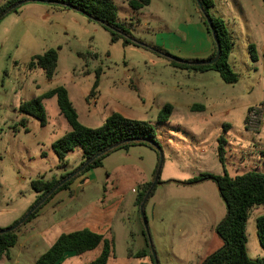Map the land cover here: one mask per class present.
<instances>
[{"label": "rangeland", "instance_id": "obj_1", "mask_svg": "<svg viewBox=\"0 0 264 264\" xmlns=\"http://www.w3.org/2000/svg\"><path fill=\"white\" fill-rule=\"evenodd\" d=\"M8 1L0 0V6ZM113 1L118 22L148 48L113 44L99 22L42 2L25 3L0 22V229L17 224L40 203L33 181L74 175L82 162V152L75 150L64 167L53 149L70 131L57 99L43 101L45 126L21 113L23 103L64 87L84 126L98 128L113 113L148 121L160 150L117 151L102 168L81 175L21 227L8 264H35L60 235L85 228L113 241L107 264H200L223 245L216 227L227 208L213 181L185 182L203 174L234 178L264 172V0H213L210 13L226 22L234 42L229 62L239 81L233 85L214 71L175 70L164 54L179 57L176 49L186 51L194 36L205 45L200 30L191 27L202 21L193 0H151L138 11L129 0ZM51 49L58 53L53 79L41 69L27 71L34 56ZM166 104L175 109L160 124ZM194 105L204 110H192ZM250 109L260 110V117L246 120ZM161 162L157 188L140 206L138 195L154 182ZM93 215L112 219L111 228L90 225ZM260 216L264 206L251 211L247 224V252L254 261L264 258ZM101 251L102 246L61 264H89Z\"/></svg>", "mask_w": 264, "mask_h": 264}, {"label": "trees", "instance_id": "obj_2", "mask_svg": "<svg viewBox=\"0 0 264 264\" xmlns=\"http://www.w3.org/2000/svg\"><path fill=\"white\" fill-rule=\"evenodd\" d=\"M194 3L199 8L196 0ZM28 2H42L45 4L76 10L91 21L99 22L111 36V42L127 46L143 47L140 40H137L127 29L126 24L118 22L117 10L113 0H9L0 6V22L10 13L17 12L19 8ZM202 5L200 10L201 19L205 24L209 34L211 31L207 25L206 18L212 24L217 43L221 46V53L218 61L213 65H199L197 63L212 60L217 53V46L213 40L214 52L206 59L184 60L178 57H172L164 53L169 58L172 68L188 73H206L214 71L218 73L226 84H236L239 81V75L236 74L230 66V56L234 50V42L231 33L228 30L226 22L212 15L210 10L214 7L213 0H199ZM21 3H23L21 5ZM151 0H129L128 5L135 11L149 6ZM16 6V7H15ZM200 9V8H199ZM79 57L86 58L84 54ZM58 67V53L56 50H49L41 55L34 56L27 65V71L33 72L41 69L48 80L54 78ZM102 70L96 71V81L93 86L92 95H95L99 87ZM56 98L61 114L67 120L70 131L53 144V149L58 157L60 164L67 166V157L69 153L80 150L82 152V162L79 168L87 162L93 160L82 172L76 173L74 177L67 180L73 172H67L59 179L53 178L49 181L38 179L32 182V189L41 194V201L55 186L60 182L67 180L59 187L42 205H40L27 220L16 230L0 233V261L10 259L11 249L16 246L19 239V231L37 217L38 212L49 203L59 192L70 190V185L84 173L102 168L104 160L117 151H129L136 146H146L152 150H160L157 143L155 128L148 121L128 119L121 114L113 113L102 126L98 128H89L81 124L77 111L71 102L68 91L64 87H57L37 98L23 103L20 107L21 113L38 119L42 126H45L46 112L43 101ZM192 110H204L203 106L194 105ZM252 109L249 110V113ZM174 112L171 104H166L160 111L157 122L165 124L169 122ZM248 120V118L246 119ZM25 119L22 124L25 125ZM28 133V129L25 130ZM219 160L224 164V152L220 147ZM156 172L154 173V176ZM204 181H213L219 190L227 212L224 219L216 227V234L222 240V247L206 257L200 264H264V258L258 260L250 259L247 252L248 236L247 224L251 211L258 206H264V172L250 171L241 176L230 177L227 173L223 176L212 174H203L185 182L186 184H197ZM148 183L143 187V191L138 195V204L141 206L145 197L152 187ZM157 186L153 188L150 196H153ZM14 226V225H13ZM12 226V227H13ZM257 236L261 247L264 249V216L256 220ZM11 228V227H9ZM7 228V229H9ZM4 229V230H7ZM0 231H3L0 229ZM102 246V251L98 258L89 264H107L108 260L114 254L113 241L105 238L100 233L89 229H83L68 234H62L58 237L50 249L43 254L35 264H60L67 254L83 256Z\"/></svg>", "mask_w": 264, "mask_h": 264}, {"label": "crops", "instance_id": "obj_3", "mask_svg": "<svg viewBox=\"0 0 264 264\" xmlns=\"http://www.w3.org/2000/svg\"><path fill=\"white\" fill-rule=\"evenodd\" d=\"M191 27H194L195 30L196 29L200 30V32L203 35L204 44L205 45L203 47H201V45L197 41L194 40V38L196 37V36H194L193 39L191 40L192 42L190 43V45L187 46L188 48L186 49V51H182V49H176V51H178V52L181 53L178 58L184 59V60H192V59H206V58L210 57L213 54V52H214V44H213V38L209 34V32H208L205 24L203 23V21H201L200 24H194ZM186 41H187V39H186ZM208 73H210V71L209 72H206V74H208ZM201 74H205V73H201ZM88 173H91L92 174V170L89 171ZM146 184H148V183H146ZM73 186H74V184H71L70 185V189ZM117 192H118V189H117ZM117 192L115 193L116 195H117ZM112 221H113L112 219H110L108 221V218L106 219L104 216H98V217H96L95 215L91 216V218L89 219L90 225L92 224V225H94L97 228H102L103 226H107V225L110 226V228H111ZM89 222H88V224H89ZM89 230H91V229H89ZM91 231H93V230H91ZM93 232H96V231H93ZM19 239H18V241H19ZM72 257H77V256H75L73 254H67L66 257H65V259L66 258H72ZM9 262H10V260L3 259V260L0 261V264H8Z\"/></svg>", "mask_w": 264, "mask_h": 264}, {"label": "water", "instance_id": "obj_4", "mask_svg": "<svg viewBox=\"0 0 264 264\" xmlns=\"http://www.w3.org/2000/svg\"><path fill=\"white\" fill-rule=\"evenodd\" d=\"M197 1V3H198V5H199V8H200V10H203L202 9V5L200 4V2H199V0H196ZM23 3H21V5H22ZM16 7V6H15ZM1 19V18H0ZM206 22H207V25H208V27H209V29H210V31H211V34H212V38H213V40H214V42L216 43V46H217V53H216V56L212 59V60H210V61H206V62H200V63H197V64H199V65H213V64H215L217 61H218V59H219V57H220V53H221V46H220V44L219 43H217V40H216V36H215V33H214V30H213V28H212V24H211V22H210V20L208 19V18H206ZM93 160H91V161H89V162H87L84 166H82L81 168H80V170L79 171H77L76 173H80V172H82L91 162H92ZM161 161H162V154H161ZM161 165H162V162H161V164H160V166H159V169H158V172H157V174H156V177H155V180H154V182H153V184H152V187H151V189L149 190V192L147 193V195H146V200L149 198V196H150V193H151V191L153 190V188L155 187V186H157V184H158V182H159V177H160V171H161ZM76 173L74 174V175H71L67 180H69V179H71L72 177H74L75 175H76ZM67 180H65V181H62V182H60L57 186H55L44 198H43V200H41L40 201V203L39 204H37V206L35 207V208H33L20 222H18L17 224H15L13 227H11V228H9V229H7V230H3V231H0V233H4V232H11V231H14V230H16L17 228H19L26 220H27V218L40 206V205H42L59 187H61Z\"/></svg>", "mask_w": 264, "mask_h": 264}, {"label": "built area", "instance_id": "obj_5", "mask_svg": "<svg viewBox=\"0 0 264 264\" xmlns=\"http://www.w3.org/2000/svg\"><path fill=\"white\" fill-rule=\"evenodd\" d=\"M250 117L253 118V119H250ZM258 117H260V110H252L249 113V117H247V118L250 119L251 121H253L254 119H257Z\"/></svg>", "mask_w": 264, "mask_h": 264}]
</instances>
